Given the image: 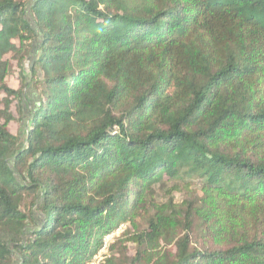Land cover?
Segmentation results:
<instances>
[{"label": "trees", "instance_id": "16d2710c", "mask_svg": "<svg viewBox=\"0 0 264 264\" xmlns=\"http://www.w3.org/2000/svg\"><path fill=\"white\" fill-rule=\"evenodd\" d=\"M0 94V264H264V0H0Z\"/></svg>", "mask_w": 264, "mask_h": 264}, {"label": "rangeland", "instance_id": "374dc122", "mask_svg": "<svg viewBox=\"0 0 264 264\" xmlns=\"http://www.w3.org/2000/svg\"><path fill=\"white\" fill-rule=\"evenodd\" d=\"M6 59H8L10 63V72L6 76V82L11 88L17 89L20 86V82L18 80V68L16 66V60L13 55H6ZM28 67H29V60L27 59L25 61V67H24L26 73L28 72ZM3 96H4L3 94H0V108L3 107L2 104ZM11 113L16 120L8 122L7 125L11 132L16 133L19 122L17 120L18 112L14 103H12L11 105ZM0 122H3L1 118H0ZM175 196H176V201H180L182 198V194H176ZM129 230L134 231L133 227H131L129 224H122L114 232L105 235L103 239L106 245L103 246L100 252L95 256V258L93 259V264H102L104 262L105 257H107L109 254L108 248L110 245L117 246L118 244L121 243L120 247L123 245L127 253L129 255H132L134 253V245L127 239L130 235L128 233Z\"/></svg>", "mask_w": 264, "mask_h": 264}, {"label": "built area", "instance_id": "2783aa9c", "mask_svg": "<svg viewBox=\"0 0 264 264\" xmlns=\"http://www.w3.org/2000/svg\"><path fill=\"white\" fill-rule=\"evenodd\" d=\"M106 245V243H105V241H104V239H103V246H105Z\"/></svg>", "mask_w": 264, "mask_h": 264}]
</instances>
